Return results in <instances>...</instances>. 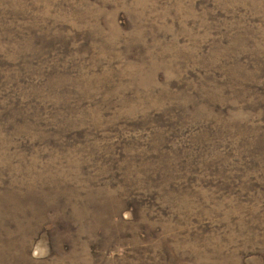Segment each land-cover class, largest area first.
<instances>
[{"label": "rangeland", "instance_id": "374dc122", "mask_svg": "<svg viewBox=\"0 0 264 264\" xmlns=\"http://www.w3.org/2000/svg\"><path fill=\"white\" fill-rule=\"evenodd\" d=\"M0 264H264V0H0Z\"/></svg>", "mask_w": 264, "mask_h": 264}]
</instances>
